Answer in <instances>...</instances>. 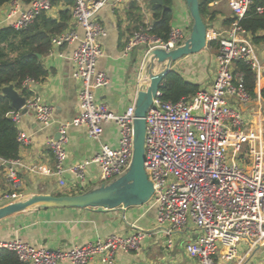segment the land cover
Returning a JSON list of instances; mask_svg holds the SVG:
<instances>
[{"label":"built area","instance_id":"obj_1","mask_svg":"<svg viewBox=\"0 0 264 264\" xmlns=\"http://www.w3.org/2000/svg\"><path fill=\"white\" fill-rule=\"evenodd\" d=\"M131 1L143 4L146 0H116L115 5ZM227 1L234 20L222 35L215 34L213 38L218 42L213 85L177 102L165 100L159 90L145 117V168L154 187L148 203L156 210L158 227L169 236L168 246L172 245L173 232L194 225L197 235L185 248L198 264H217L222 248L227 250L224 257L232 260L237 257L241 243H248L251 249L264 245V150L258 131L249 125L241 109L232 104L233 101L249 107L254 100L237 63L242 61L254 71L256 85L264 78V63L241 25L254 0ZM14 3L10 15H18L11 23L16 30L28 27L41 13L51 12L54 5L52 0H32L30 6L21 11L18 0ZM109 5H113V0H74L69 27L52 37V49L78 43L71 58L75 66L73 76L80 83V113L70 123L60 125L59 137L48 141L54 153L55 168L47 169L46 174L58 176L61 186L67 183L64 177L67 172L84 180L87 167L92 163L98 164L102 182L122 176L133 160L136 103L118 115L96 101V90L110 83L107 74L97 67L103 56L100 39L105 33L97 15ZM257 10L263 12L264 7L259 6ZM79 27L83 34L79 33ZM189 34L185 29L172 28L165 40L151 32V24L141 25L129 38L126 53L146 45L144 64L153 49H176ZM35 82L28 78L23 85L29 89ZM24 107L34 113L44 128L55 122L53 106L40 93L26 97ZM21 115V109L12 113L17 125ZM108 121L120 127L119 146L101 143V151L95 158L67 166L69 127L84 125L92 139L101 141L103 124ZM18 141L26 146L31 138L19 131ZM247 144L249 150L245 151ZM11 163L17 164L18 160ZM7 180L11 190L0 194V200L12 203L27 197L13 166L8 170ZM147 235L148 231L138 229L129 235L115 234L66 250L14 239L0 241V249L16 252L23 264H60L64 260L71 264H88L97 255L103 256L107 264H116L119 251H137Z\"/></svg>","mask_w":264,"mask_h":264},{"label":"crops","instance_id":"obj_2","mask_svg":"<svg viewBox=\"0 0 264 264\" xmlns=\"http://www.w3.org/2000/svg\"><path fill=\"white\" fill-rule=\"evenodd\" d=\"M13 1L0 7V29L11 26L18 16L10 15L15 7L16 0ZM18 1L21 11L30 6V3ZM115 1L113 0V5L106 6L97 15L105 29L100 39L103 56L98 60L97 67L107 74L110 83L107 87L96 90L95 94L97 103L120 115L136 102L141 84L142 64L148 49L146 45H140L131 53H126L127 42L141 25L152 24L154 15L150 6L151 0H146L143 4L131 1L121 5H115ZM64 7L62 3L54 4L48 15L57 18ZM209 7L211 13H215L213 18H210V15L206 22L209 41H212L215 34L222 35L227 30L230 25L228 20L233 18V12L227 0H216L209 4ZM172 16V28H182L191 32L193 19L186 0H173ZM78 31L83 34L82 28L79 27ZM77 44L60 49L51 48L49 54L43 58L45 67L50 71L49 78L43 82L36 81L30 86L29 91L40 93L53 106L55 122L44 128L32 111L22 113L18 129L30 136L31 143L21 146L19 157L15 159L18 160L17 164L0 158V194L11 190L7 180L11 166L21 178L22 191L27 197L41 194L78 195L88 192L90 188L102 182L99 177L100 168L96 163L87 167L84 180L77 179L69 172L65 173L67 181L65 186L60 185L58 176L46 174L47 169L55 168V157L48 143L49 139L59 137L60 125L70 123L80 113V83L73 76L75 66L71 58ZM255 45L264 63V43ZM143 46L145 47L142 48ZM217 53L218 45H208L200 53L173 62L171 69L180 72L186 80L200 85V89L210 88L216 77ZM232 104L241 109L245 119L250 122L249 125L258 131L261 148L264 150V78L257 83L256 97L249 107L239 106L233 101ZM103 127L101 141L92 139L84 125L69 127V141L66 145L67 166L95 158L101 151V143L115 148L119 146V125L114 121H108ZM248 145L243 148L245 151L249 150ZM33 167L37 169L32 170ZM6 204L8 203L0 200V207ZM156 217V210L150 203L104 211L96 208L35 206L0 220V241L21 239L39 247L66 250L106 239L111 235L125 236L143 229L148 231V235L141 248L128 253L119 251L115 258L116 264H198L185 248L186 243L195 239L197 235L194 225L173 232L170 237L172 245L168 246L169 236L158 227ZM258 248L251 249L248 243L239 244L237 257L232 259L233 264L253 262L257 253L262 251ZM226 252V249H221L217 256V264L232 262L224 257ZM60 264L71 262L64 260ZM88 264L107 263L103 256L97 255Z\"/></svg>","mask_w":264,"mask_h":264},{"label":"trees","instance_id":"obj_3","mask_svg":"<svg viewBox=\"0 0 264 264\" xmlns=\"http://www.w3.org/2000/svg\"><path fill=\"white\" fill-rule=\"evenodd\" d=\"M13 0H0V7ZM30 3L32 0H22ZM53 4L62 3L65 7L60 10L59 16L54 18L48 13H41L28 27L16 30L13 26L0 29V158L7 162L19 157L21 145L18 141L19 129L12 118L16 109L9 97L4 95L3 88L14 85L19 93L29 98L32 93L24 87L23 82L31 78L37 82L46 81L50 71L45 67L43 58L52 48V37L65 31L72 20V8L74 0H52ZM215 0H200V11L205 21L209 16L213 18L209 4ZM173 0H163V5L151 3L154 21L151 24V32L160 38L169 37L172 21ZM165 6L169 7L165 9ZM264 7V0H254L241 25L250 34L255 44L264 43V10L259 12L257 8ZM234 18L228 20L230 24ZM208 27V26H207ZM209 46L218 45L217 41H209ZM39 55L42 57L40 58ZM238 70L244 73V82L252 97H256V75L244 62L237 63ZM200 90V85L186 80L183 75L170 70L160 85L162 97L173 102L183 98H189ZM0 264H23L16 252L8 249H0Z\"/></svg>","mask_w":264,"mask_h":264},{"label":"water","instance_id":"obj_4","mask_svg":"<svg viewBox=\"0 0 264 264\" xmlns=\"http://www.w3.org/2000/svg\"><path fill=\"white\" fill-rule=\"evenodd\" d=\"M188 9L193 19V27L183 45L167 51L162 48L153 49L146 58L140 79V90L136 99V120L134 155L128 171L111 184H103L99 188L92 189L78 195H50L41 194L26 197L0 207V220L26 209L39 206L51 207H79L96 208L99 211L115 209L119 207L130 208L148 203L153 196L154 187L149 180L145 168V136L146 114L151 106L160 85L172 70L170 64L188 55L200 53L208 46V27L201 11L200 0H186ZM151 3L163 5V0H151ZM169 7L165 6V9ZM41 58L42 56L39 55ZM158 68H162L158 70ZM3 93L12 101L16 110L22 113L28 112L24 107L26 97L17 91L14 85L3 88Z\"/></svg>","mask_w":264,"mask_h":264},{"label":"rangeland","instance_id":"obj_5","mask_svg":"<svg viewBox=\"0 0 264 264\" xmlns=\"http://www.w3.org/2000/svg\"><path fill=\"white\" fill-rule=\"evenodd\" d=\"M193 27V26H192ZM145 46H143L142 48H144ZM174 63H176V62H174ZM175 67V66H174ZM252 127H254V126H252ZM255 128V127H254ZM119 177H121V176H114V177H112V178H110V179H108V180H106V181H104V182H101L100 184H98V185H96L95 187H93V188H90L88 191H90V190H92V189H94V188H99L101 185H103V184H111L112 182H114L115 180H117ZM258 250H262V251H260L259 253H257V256L254 258V260H253V262L251 261V262H247L248 264H264V245L263 246H260L259 248H258ZM232 261V260H231ZM238 260L236 259L235 260V262H237ZM233 262L234 261H232V262H229L228 264H233Z\"/></svg>","mask_w":264,"mask_h":264},{"label":"bare ground","instance_id":"obj_6","mask_svg":"<svg viewBox=\"0 0 264 264\" xmlns=\"http://www.w3.org/2000/svg\"><path fill=\"white\" fill-rule=\"evenodd\" d=\"M14 2V1H13ZM19 2V1H18ZM53 2V1H52ZM22 8V7H21ZM177 62V61H176ZM163 96V95H162ZM9 204V203H8Z\"/></svg>","mask_w":264,"mask_h":264}]
</instances>
